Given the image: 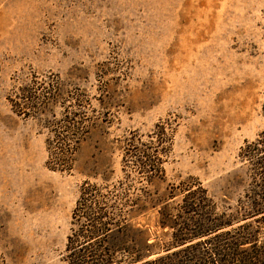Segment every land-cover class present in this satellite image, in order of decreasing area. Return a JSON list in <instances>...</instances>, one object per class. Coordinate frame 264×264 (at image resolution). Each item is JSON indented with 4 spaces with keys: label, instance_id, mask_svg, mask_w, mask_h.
I'll use <instances>...</instances> for the list:
<instances>
[{
    "label": "rangeland",
    "instance_id": "1",
    "mask_svg": "<svg viewBox=\"0 0 264 264\" xmlns=\"http://www.w3.org/2000/svg\"><path fill=\"white\" fill-rule=\"evenodd\" d=\"M263 102L264 0H0V264H66L81 184L123 178L126 139L152 132L170 137L162 178L131 173L156 199L134 218L150 241L171 240L159 201L174 214L199 182L264 252ZM72 110L86 131L65 171L46 140Z\"/></svg>",
    "mask_w": 264,
    "mask_h": 264
},
{
    "label": "trees",
    "instance_id": "2",
    "mask_svg": "<svg viewBox=\"0 0 264 264\" xmlns=\"http://www.w3.org/2000/svg\"><path fill=\"white\" fill-rule=\"evenodd\" d=\"M77 115L80 117L76 111H69L62 118L61 125L56 123L61 129H54L51 138L46 140L49 163L59 170L72 169L76 144L86 131H83L86 126L83 116L76 120ZM152 133L148 134V140L137 134L126 139L122 158L123 178L113 183L85 180L81 184L65 244L63 259L66 264H263L264 252L261 249L257 248L252 253L240 249L241 245L256 240H253L255 232H239L247 225L246 222L232 227L236 220L246 216L237 218L229 207L218 210L207 189L199 182L196 185L182 182V202L174 214L165 203L166 199L159 201L164 202L159 208L161 226L171 229V240L150 241L144 224L134 218L146 211L149 204L155 206L156 199L150 198L144 188L134 185L131 173L145 174L148 184L162 178V157L169 148L166 142L170 137L164 136L163 132ZM257 141L259 189L264 200V131ZM138 189L140 192L135 191ZM260 210L264 212V209ZM232 232L236 235L230 234ZM202 243H209L211 250L199 249ZM184 244L183 248L168 251ZM161 250L164 253H160ZM150 255L155 256L150 258Z\"/></svg>",
    "mask_w": 264,
    "mask_h": 264
}]
</instances>
